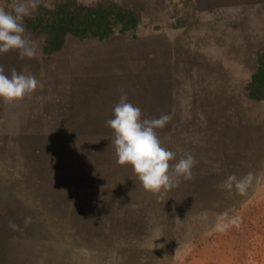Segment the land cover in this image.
Returning <instances> with one entry per match:
<instances>
[{"label":"rangeland","instance_id":"374dc122","mask_svg":"<svg viewBox=\"0 0 264 264\" xmlns=\"http://www.w3.org/2000/svg\"><path fill=\"white\" fill-rule=\"evenodd\" d=\"M65 5L107 9V34L48 25ZM23 24L38 56L0 69L39 87L0 100V264H264V0H38ZM122 93L170 116L156 134L191 179L152 193L116 162Z\"/></svg>","mask_w":264,"mask_h":264},{"label":"clouds","instance_id":"9594fccd","mask_svg":"<svg viewBox=\"0 0 264 264\" xmlns=\"http://www.w3.org/2000/svg\"><path fill=\"white\" fill-rule=\"evenodd\" d=\"M38 0H15L11 11L0 8V54L17 51L21 58L38 56V45L24 35L23 19L37 6ZM39 87V81L32 74L17 72L15 68L7 75L0 69V100L12 103L30 95ZM112 118L106 125L113 131L111 143L114 145L116 162L132 168L143 189L160 193L174 186L176 179H191L195 159L187 153L175 164L169 161L175 153L162 146L156 129L162 128L170 119L168 114L157 118H142L141 109L128 101L127 94L122 93L119 102L113 107ZM248 176L237 178L229 175L223 181V187H235L243 191L248 183ZM13 227H15L13 225ZM220 227V225H217Z\"/></svg>","mask_w":264,"mask_h":264},{"label":"trees","instance_id":"16d2710c","mask_svg":"<svg viewBox=\"0 0 264 264\" xmlns=\"http://www.w3.org/2000/svg\"><path fill=\"white\" fill-rule=\"evenodd\" d=\"M108 17L109 11L105 8L100 7L93 13L90 11L84 12L72 6L65 5L61 13L51 22H48V25L56 27L57 29L85 31L97 24L101 28L98 32L103 31V34H107L105 30L108 29L109 25ZM248 95L257 100L264 99V60L261 61L258 71L251 78L248 86Z\"/></svg>","mask_w":264,"mask_h":264}]
</instances>
